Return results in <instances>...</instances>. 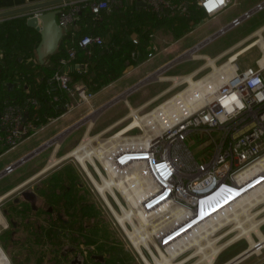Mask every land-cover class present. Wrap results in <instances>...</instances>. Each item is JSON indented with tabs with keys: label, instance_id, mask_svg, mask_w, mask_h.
Segmentation results:
<instances>
[{
	"label": "built area",
	"instance_id": "1",
	"mask_svg": "<svg viewBox=\"0 0 264 264\" xmlns=\"http://www.w3.org/2000/svg\"><path fill=\"white\" fill-rule=\"evenodd\" d=\"M137 1L161 18L185 14L187 10L185 5L171 0ZM115 2H64L56 8L59 25L65 31L82 10L88 8L98 17ZM234 3L235 0H199L198 6L206 18L215 19ZM263 9L264 1L233 20L227 29L240 26ZM94 45L102 46L103 39L85 35L60 59V68L51 81L61 94L53 102L65 111L62 116L90 105L93 94L82 83L72 82L68 68L78 50ZM261 60L256 62L255 68L239 70L236 67L224 83L204 93L200 106L184 108L175 114L167 100L137 120L130 116L131 129L125 135L113 139L116 132L108 139L82 145L78 153H89L90 158L85 160L88 172L78 165L92 194L111 218L112 226L123 233L126 244L143 263L131 235L138 242L141 240L139 248L144 256L151 257L150 250L158 253L157 249L167 255L168 250L175 251L181 241L186 242L187 238L176 239L182 233L239 212L242 205H247L245 202L250 195L264 192V65ZM31 108L38 112L41 103L35 98H28L24 104L7 100L2 103L0 143L8 152L19 147L24 137L45 129L28 121ZM55 121L50 119V123ZM196 134L201 138L205 136L207 145L213 148L205 162L197 161L186 146V140ZM84 136L77 146L83 143ZM15 165L0 173V181L15 172L18 168ZM97 186L103 188L102 193ZM135 188L137 193L133 191ZM257 208L251 207L248 214L256 212ZM173 211H180L182 215L176 218ZM115 215L121 218V223ZM142 215L148 223L142 221ZM255 218L256 215L251 220ZM251 220L242 221L245 224ZM228 224L231 227L235 222Z\"/></svg>",
	"mask_w": 264,
	"mask_h": 264
},
{
	"label": "rangeland",
	"instance_id": "2",
	"mask_svg": "<svg viewBox=\"0 0 264 264\" xmlns=\"http://www.w3.org/2000/svg\"><path fill=\"white\" fill-rule=\"evenodd\" d=\"M263 22H264V12H261L259 15L255 14V16L244 20L240 26L236 28L228 29L225 33L218 36L213 42L203 47L202 51L199 50L185 59L182 57L184 56V53L187 52L188 50L183 52L184 48L179 47L178 43H175L172 39H170L167 35V31L163 30V31H158L154 33L152 40L154 41L155 48L152 47L151 54L146 56L145 58L146 60L141 59V56L139 55L135 56V59H138L137 62H139V64L143 61L139 69H134L135 72H133L129 76L125 75L122 79L119 80L116 86L110 88L109 90L99 93V95L97 96L93 95L90 105H84L83 107L77 109L76 111H72L70 114L67 115V117L61 118L57 122L56 121L53 122L51 125L47 127L48 130L45 127V129L43 130H47V131H44L41 134H44L47 132L46 135L48 137V140L50 139L49 141H51L57 136H59L60 134L64 133L66 131L65 128L68 125L74 123L76 120L80 119L79 121H76V123H78L81 120L86 119V121L79 128H77L75 131L70 133V135H68L67 137H63L62 141L56 142V144L52 145L50 148L45 150V152L41 154L42 156L32 160L29 163L27 162L21 165L15 170L14 174L5 176L4 180L1 183H5L7 181H14L16 179L22 180V179H25L30 174H35L40 168H42L44 163L47 162V167H48V164L52 162L53 156H55L58 159H62L68 152L78 147L77 145L79 141L81 140L82 136L86 133L87 129L90 127H91V130H90L89 135L91 137L96 136L100 134L102 131H104L107 127H109L110 124H112L119 118L125 116L126 114L131 115V108L133 110L140 109V107H142L144 104H146L147 102L157 97L155 101H153L151 104L142 108V110L136 113L137 117H142L143 115L149 113L150 111H152L154 108L161 105L165 101L171 100L173 96L175 95L177 96V94L179 95V93L181 92L188 91L190 86L188 83H185V78H188L189 77L188 75H192L197 70L201 69L199 72L191 76L193 78L192 82H194L195 84H197L198 82H201L203 79L206 78V76H210L212 74L211 73L212 68L207 66V64L215 66L214 75H216L217 70H219L221 66H225V65L227 66L226 63L229 61L231 56H236V54L240 51V49L234 50L230 53L223 55L216 64L214 61H213L214 64H212L211 63L212 60L209 61V59H213V56L216 54V52L229 46L230 44L235 42L237 39L242 38L244 35L254 30L257 26H259ZM158 25L159 24L157 23V26ZM204 29H206V27H204L202 30ZM200 33H201V29L195 32L194 35H198ZM192 37H195V36H192ZM133 42L135 43V41ZM263 44H264V41L262 40L258 44V46H256L251 51L242 55L239 58L238 62L235 63L236 67H238L240 70L246 69L247 67L255 68L256 62L261 60L264 56V49L262 48ZM242 49L244 53L248 49H250V47L248 48V46H246L244 48H241V50ZM204 53L208 54L210 57L208 58L207 56H204L203 55ZM179 58H182V59L179 60L175 66L170 68L168 71L158 75L155 80L148 83L144 87L131 93L125 100H122L112 105L111 107H109L102 113L97 112L104 105V104L100 105L99 107V104H101L103 101L102 99L104 98V100L106 99L108 100V94L114 91L116 87H118L117 89L119 90L115 94H112V96L117 95L118 97L121 94H123L121 93L122 91L120 90H123V89L125 90V88L129 87L133 83L132 80L134 81L136 77L147 78L151 76L152 74H154L155 72H157L158 70H160L162 67H164L168 63H171L174 60H178ZM196 89L198 90V88ZM193 93L195 92L192 91V94ZM109 96L111 97V95ZM193 96L194 95H192V97ZM189 97L191 98V96ZM130 121H131V118L128 117L124 122L117 125L112 131L102 135L101 138H99V140L108 139L110 136L114 135L120 129L126 127L130 123ZM38 140H39V137L37 136V138H33L30 141H24L16 149L10 152H7V155L2 160H0V166L3 161L17 159L18 156L22 152H25L29 148V146H31L32 144H35ZM60 142L61 144H59ZM207 142H208V139L205 136L201 138L199 134L192 135L186 140L187 148H189V151L193 154L194 158L199 162H205L211 156L213 148L211 146L209 147L207 145ZM60 145L62 146L60 147ZM73 158L66 159L64 162L61 161L59 164L50 168V171L46 172L45 174L54 175V176L62 175L64 173L72 174V175H75L76 178H78L81 183L85 184V181L83 178L84 176H81L83 174H81V170L78 165L79 163L74 160L75 158L74 159ZM91 200H92V203L96 205L95 225H97V228H98L96 233H94L95 234L94 240L96 239V241H102L105 238L115 239L118 237L119 239H121L122 241L121 243L123 244L125 236L123 235V233H120L116 228L112 226L111 218L106 213L105 209L102 207L97 197H94L93 195H91ZM263 201H264V193L258 194L257 196L250 199V203L247 202L248 204L247 206L243 207L242 205L241 210L239 212H234L232 214V217L231 215L230 216L227 215V217L231 219L234 217L235 214L241 213L242 216L240 214L239 219L242 221L245 218V221H249L251 220V217L255 216V214L260 213L256 215L257 218L244 224L245 228H248L253 223L255 224L264 218V212H262L264 211ZM254 204L255 205L258 204V208L256 212L248 214L247 212L248 209H250L251 206L254 207L255 206ZM243 210L246 211V213L244 212L245 214H243L242 212ZM1 217L2 216L0 214V218ZM226 220L227 219L224 218L222 219V222L223 221L226 222ZM237 225H238L237 222H235V226L233 225L231 227H228L229 226L228 224L227 226H224L222 231L218 232L215 235L213 234L210 235L209 238L210 240H212L211 241L212 245H210V248L209 247L206 248L204 250V253H200L197 247H192V248L190 247L189 250L183 252L178 257L171 259V256H168L169 254L161 258L160 256L161 254L159 250H158V253L155 250H152L153 251V253L151 254L152 256L150 257L149 255L145 254V258L150 264H165V263L166 264L168 263L169 264H207V260L204 258L205 254H209L212 251V249L217 246L219 247V246H223L229 243V245H227L218 254V256L213 262V264H227L231 260L239 256L240 254L245 252L247 249L250 250L251 248V243L247 240V236L245 235V236L239 237V235L242 234V232H240V229H236V230L234 229ZM214 228H215L214 230H217L218 225H216ZM259 230L261 232V235L264 236V224H262L259 227ZM1 231H3L2 228H0V232ZM250 236H251L252 242L254 243H258L259 241H261V236L256 235L253 231L250 232ZM203 243H206V244H203L205 246L208 245V241L206 240ZM0 253H1L0 264H2L1 258H4V261L6 262V264H14V262L12 261L10 257L9 251H7V249L1 243H0ZM153 254L156 258H158L156 263H155V257L153 256ZM257 254H259V251L256 253V255ZM122 260H123L122 261L123 264H146L145 262L143 263L140 260V258L137 256L136 252L132 249L131 246H129L128 253H124ZM136 260H138V262Z\"/></svg>",
	"mask_w": 264,
	"mask_h": 264
},
{
	"label": "crops",
	"instance_id": "3",
	"mask_svg": "<svg viewBox=\"0 0 264 264\" xmlns=\"http://www.w3.org/2000/svg\"><path fill=\"white\" fill-rule=\"evenodd\" d=\"M47 1H51V0H0V13H5L8 11L22 9V8H25V7H28L31 5H35V4H39V3H43V2H47ZM171 1L174 4L185 5L186 9H188V5H190V3H191V2L184 1V0H171ZM263 1L264 0H235V3L233 5L228 7L224 12L217 15L215 19H206L205 18L204 20L201 21V23L198 26H196L195 28L190 30L188 33L184 34L183 36H181L179 38H176V33H174V31H176L177 24H173V28H172V26H170L169 23L166 21L165 23H162L164 25L159 24L157 26L158 22L150 21L146 18L147 17L146 14H151V12L147 9V7L141 6V4H142L141 2H138L137 0H116V2L114 4H112L109 9L103 11L102 15H100L99 18L97 19L98 20L97 22H90V21H86L84 18H81V19L79 18L75 22H73L67 30L64 31V34L65 33L68 35L70 34V45H72L75 41H78L77 32L79 31V29L81 27L83 29L90 31V32H92V30H95L98 33V35L103 39L105 44H108V42L110 41V38L111 37L114 38L113 36L116 35V36H118V38L121 41H125V40L131 41L137 47L136 52H137V55H139V50H138L137 45L139 44V37H141L140 35H143L147 31L150 33L149 34L150 40L148 41L149 45L146 48V51L149 53V52H152L151 49H152V47H154V41L152 40L154 33L158 32V31L165 30V31H167L168 37L170 39H172L175 43H178L179 47H183L184 48L183 52H185L187 50L189 51L190 49H192L194 46L198 45L199 43L206 41L210 37L214 36L221 29L227 28L228 26H230V24L233 20L242 17L247 12L252 11L258 4H261ZM198 2H199V0L196 3L197 7H199ZM261 12H264V9L262 11H260L259 13H255V14L259 15ZM255 14H253L251 17L255 16ZM176 16L177 17H187V10H186L185 14L182 13V14H180V15L178 14ZM133 23H135V24L132 27L128 26V25H131ZM204 27H206V29L202 30ZM134 28H136V30L139 33L134 32ZM200 29H201V33L198 35H194L195 32H197ZM128 32H131V35L129 37L126 36V33H128ZM192 36H195V37H192ZM215 39L211 40L207 44H210ZM257 40H263L264 41V22L261 23L259 26H257L254 30L248 32L242 38L237 39L235 42H233L229 46H227L224 49L216 52V54L213 56L212 60H215V64H216L223 55L230 53L234 50L240 49V51H239L240 53L238 52L236 55V56H239L238 59L235 61V63H236V62H238L239 58L242 55H244L245 53L251 51L253 48L258 46ZM133 41H135V43ZM205 46H203V47H205ZM246 46H248V48L250 47V49H248L246 52L243 53V49L241 50V48H244ZM202 48L200 49L201 51H202ZM203 55L207 56L208 58L210 57L206 53H204ZM48 58L45 60L46 61L45 63L48 62ZM73 61H71L70 66L68 68V71L70 73V77L75 73L79 74V73L86 72V70H87L86 64H84V63L75 64ZM141 63L138 64L137 66L126 67V69L124 70V72L120 78H118L116 81L110 83L106 87L102 88L99 92H97L93 95L97 96V95H99V93L105 92L106 90H109L110 88L116 86V84L119 82V80L122 79L125 75L129 76L133 72H135L134 69H139L141 67ZM211 63L214 64L213 61ZM207 66L212 68L211 73H213L215 70L214 67L210 64H207ZM200 70H197L194 74H196ZM194 74L188 75V76H193ZM185 77H187V76H185ZM144 79H145V77L144 78L143 77L142 78L136 77V79H134V81L132 80L133 83L129 87L125 88V90L124 89L120 90V91H122L121 93L126 92L131 87H133L134 85H136L137 83H139L140 81H142ZM191 79H193V78H191ZM185 83H188V82L185 81ZM117 88L118 87H116V89L114 91H112L111 93L108 94V100L107 99L104 100V98L102 99L103 101L101 104H99V107H100V105H103V104L106 105L107 103H109L110 101H112L113 99H115L117 97V95L112 96V94H115L119 90ZM170 90H171V88H170ZM109 95H111V97ZM156 99H157V97L154 98L153 100L147 102L142 107H140V109H137V111L142 110V108L148 106L149 104H151ZM29 113H32V111L30 110ZM35 113H36V111H34L32 114H35ZM131 113H132V111H131ZM32 114H31V117H28V121L32 122V124H34V125H37L38 123H40V119L32 116ZM67 115L68 114H66L65 116H61L60 118H57L56 122L61 118L67 117ZM128 117H130V115L126 114L125 116L119 118L118 120H116L115 122L110 124L109 127H107L106 129H110L118 123L121 124ZM45 119H47V117ZM79 120H76V121H79ZM76 121L74 123L68 125L65 128V130L70 129V127L75 125ZM51 124L52 123H50V118H48V123L46 125H41V126H44L47 129V127ZM41 126H39V127H41ZM47 130L34 132V133H31L28 137H26V139L23 140V142L24 141H30L33 138H37V136L39 137V140L35 144H32L31 146H29V148L25 152H22L18 156L17 159L3 161L1 166H0V173H3L7 167L15 165L21 159L25 158L29 154L33 153L34 151H36L37 149H39L40 147L45 145L50 139L48 140V137L46 135L47 132L44 134H41V133L44 131H47ZM65 130H63V131H65ZM39 134H41V135H39ZM61 146L62 145H60V147ZM76 148H74L73 150H75ZM2 150H3V146L0 143V151H2ZM73 150L68 152L66 155L71 153ZM7 152H4L3 154L0 155V160H2L7 155ZM43 152H45V151H43ZM42 153H40L39 155H37L36 157H34L30 161H28V163L31 162L32 160L42 156L41 155ZM64 161H62V162H64ZM44 167L47 168V162L44 163L42 168H40L35 174H30L25 179H22V180L16 179L14 181H7L5 183H1L4 180V178H3L0 181V207L4 203L2 201V199L5 196L10 195L12 193V191H15L22 184H24L27 179H29L32 176H38V178L32 184L43 183L44 184L43 189L50 190V191H52L54 189L51 186L52 182L53 183L64 182V180L67 181L69 179H75V180L79 181V179L76 178V176L72 175V174H65L64 173V174L58 175V176L46 175L45 173L50 171V169H48L46 171V168H44ZM81 174H82V172H81ZM81 176H83V175H81ZM83 178H84L85 184L81 183L80 181L79 182L84 186V189L86 190L88 197L90 199H91V195L96 197L94 194H92L86 178L85 177H83ZM32 184H28L24 188H26L27 186L28 187L32 186ZM48 185H50V186H48ZM58 200H59V197L55 196L54 200L52 202V203H55V205L57 207H59V205H60ZM92 205L94 206V208H92L91 212L86 211L87 209H83V211L81 213V217H82L81 221L82 222L91 223L92 226L94 225L93 228H94L95 232L92 231V235L90 236V239H91L90 245L94 248L93 254H96L97 260L92 261L90 264H123L122 263L123 255H124V253H128V250H129V247L126 244L125 240H124L123 244L121 243L122 242L121 239H119L118 237L115 239L105 238L102 241H96V239L94 240V238H95L94 233H96L98 228H97V225H95V223H96V205L93 203H92ZM135 259H136V257H135ZM136 261L138 262V260H136ZM88 262H89V260L85 261V264H88ZM236 264H264V249H262L259 252V254H257V255H256V253L251 254Z\"/></svg>",
	"mask_w": 264,
	"mask_h": 264
},
{
	"label": "trees",
	"instance_id": "4",
	"mask_svg": "<svg viewBox=\"0 0 264 264\" xmlns=\"http://www.w3.org/2000/svg\"><path fill=\"white\" fill-rule=\"evenodd\" d=\"M184 1L191 2L188 5L187 17L161 18L151 13L146 14V18L156 21L158 24L167 21L172 28L173 24H177L174 33H176V38H179L205 19L203 11L196 5L198 0ZM102 13L103 11L100 15ZM99 16L94 17L86 8L81 11L78 19L84 18L86 21L97 22ZM28 19V16H19L0 21V108L6 100L24 104L28 98H35L41 103V108L35 114H32L35 110L31 108V114L34 117H39L40 123L37 126H41L48 123V118L57 119L65 113L61 106L58 107L57 103L52 101L61 94L55 89L51 80L60 68V59L66 57L69 48L76 46L78 41L70 45V34L65 33L57 53L50 56L47 63L41 64L37 55L41 34L28 26ZM134 24L128 26L132 27ZM134 32H138L136 28H134ZM149 34L147 31L139 37L137 46L141 59H145L151 54L146 51L150 40ZM77 35L78 40L85 35L99 36L95 30L90 32L82 27ZM130 35L131 32L126 33V36ZM113 37L110 38L108 44L103 41L102 46L94 45L87 50H78L73 61L75 64H86L87 70L83 73L73 74L72 82L82 83L91 94L99 92L120 78L126 67L139 64L138 59H135L137 47L131 41H121L116 35ZM9 84L14 85L12 91H9ZM46 117L47 119H45ZM4 152L7 150L3 148L0 155Z\"/></svg>",
	"mask_w": 264,
	"mask_h": 264
},
{
	"label": "flooded vegetation",
	"instance_id": "5",
	"mask_svg": "<svg viewBox=\"0 0 264 264\" xmlns=\"http://www.w3.org/2000/svg\"><path fill=\"white\" fill-rule=\"evenodd\" d=\"M32 176L5 196L0 207V243L14 264H88L97 260L90 245L94 228L81 221L83 209L94 206L84 186L75 179L32 184ZM32 184L28 188L26 185ZM50 186V185H48ZM24 188V189H23ZM59 197V207L52 203Z\"/></svg>",
	"mask_w": 264,
	"mask_h": 264
},
{
	"label": "bare ground",
	"instance_id": "6",
	"mask_svg": "<svg viewBox=\"0 0 264 264\" xmlns=\"http://www.w3.org/2000/svg\"><path fill=\"white\" fill-rule=\"evenodd\" d=\"M262 40H257V42H258V44L261 42ZM255 42V41H254ZM263 49H264V44H263V47H262ZM240 53V52H239ZM237 55V54H236ZM238 57L239 56H232L231 58H230V60L228 61V63H227V66L225 65V66H222V67H220L219 68V70H217V72H216V75H214V72L210 75V76H207L205 79H203L201 82H202V84H201V82H198L197 84H195L194 82H192V77L191 76H189L188 78H185V81H187L188 83H189V86H190V88L188 89V91H184V92H181V93H179V95L177 94V96H174L173 98H171V100H168L169 101V103H170V110H172L175 114H178V113H180L181 112V110H183L184 108L187 110V109H191L192 107H194V106H200V105H202L203 104V102H204V93H207V92H211L212 90H214L217 86H219L221 83H224L225 82V80L226 79H228L229 77H231L232 76V74H233V71L235 70V68H236V66H235V61L238 59ZM212 59H210L209 61H211ZM212 61H214L215 62V60H212ZM260 63L262 64V65H264V56H263V58H262V60L260 61ZM230 65V66H229ZM214 68H215V66H213ZM219 80V81H218ZM191 85H192V87H191ZM202 86V87H201ZM196 88H198V90L196 89ZM192 91H194L195 93H193L192 94ZM194 95L193 97H192V95ZM189 96H191V98L189 97ZM131 111H132V113H131V115L130 116H134V118L137 120L138 119V117L136 116V113L138 112L137 110H133V109H131ZM117 125H119V123L118 124H116L115 126H113L112 128H110V129H106V130H104V131H102L100 134H98V135H96V136H93V137H91L90 135H89V133H90V130H91V127L90 128H88L87 129V131H86V133H85V136H84V141H83V143L81 144V145H79L75 150H73L71 153H69L68 155H65L64 157V159H58V158H56L55 156H53L52 157V162L48 165V167L46 168V171L48 170V169H50V168H52V167H54L55 165H57V164H59L61 161H63V160H65V159H67V158H70V157H74L75 158V160L79 163V165L86 171V172H88V169H87V167H86V165H85V160L86 159H89L90 157H89V153L88 152H86V154H83V153H81V154H79L78 152L81 150V147H82V145L83 144H91V142L92 141H94V140H96V141H99V138H101V136L102 135H104V134H106V133H108V132H110V131H112ZM131 129V127H130V125H128V126H126V127H124V128H122V129H120L117 133V135L116 136H114L113 137V139H116L117 137H121V136H123V135H125L129 130ZM110 140H112V138L110 139ZM100 142V141H99ZM97 188H98V190H99V192H101L102 193V190H103V188L102 187H100V186H97ZM133 191H134V193H137L138 192V189H133ZM261 193H264V192H260V193H258V192H256V193H254L253 195H250L249 197H248V199H247V201L245 202V203H247V202H249L250 203V199L251 198H253V197H255V196H257L258 194H261ZM260 201V200H259ZM262 201V200H261ZM254 202V201H253ZM264 202V201H263ZM259 204V203H258ZM258 204L257 205H255L256 207L258 206ZM248 205V204H247ZM247 205H245V206H247ZM252 205V204H251ZM253 205V206H254ZM260 205H261V203H260ZM254 206V207H255ZM242 207V206H241ZM244 207V206H243ZM252 207V206H251ZM250 207V208H251ZM263 209H264V207H263ZM262 209V210H263ZM249 210V209H248ZM243 212V214H245L246 213V211L245 210H243L242 211ZM245 212V213H244ZM248 212V211H247ZM262 212H264V211H262ZM133 214L134 215H136L134 212H133ZM172 214H173V216L174 217H176V218H178V217H180L181 215H182V212H180V211H173L172 212ZM241 214V213H240ZM240 214H235L234 215V217L233 218H228L227 217V215H224L223 216V219L225 218V219H227L226 220V222L225 221H223V222H225V223H223L222 222V219H220V218H218V219H213L212 220V222H209V223H207L205 226H203V227H198L197 229H193V231H191L190 232V230L191 229H189L188 231H186V232H184V233H182L181 235H179L176 239L177 240H183V239H185V238H187L186 239V242H182L181 241V244H179V245H177V248L175 249V251H170V250H168V253L167 254H169L168 256H171V259L172 258H175V257H177V256H179L180 254H182L183 252H185V251H187V250H189V248L191 247H197L198 249H199V252L200 253H204V250L206 249V248H210V245H212V243H211V241L212 240H210V235H214V233L215 232H218V231H220V230H222L223 228H224V226H227L228 225V223H231V222H237L238 223V225L234 228L235 230L236 229H240V232H242V234H240L239 235V237H241V236H247V240L251 243V248H250V252H252V254H255V253H257L258 251H259V249H264V236H262L261 235V232H260V230H259V227L262 225V224H264V218L262 219V220H260L259 222H257V223H253L250 227H248V228H245V226H244V224H243V222L239 219V217H240ZM257 214H260V213H257ZM257 214H255V215H257ZM129 215L130 214H127V216L129 217ZM116 216V215H115ZM241 216H242V214H241ZM247 216V215H246ZM231 217H232V215H231ZM116 218L118 219V221L121 223V218L120 217H118V216H116ZM141 219H142V221L143 222H149V221H147V219H146V216H141ZM216 225H218V228H217V230H214L215 228V226ZM235 226V225H234ZM233 229V230H234ZM212 232H214V233H212ZM254 232L256 235H258V236H261V241H259L258 243H254V242H252V240H251V236H250V232ZM187 233V234H186ZM129 235H131V234H129ZM131 237V241H132V243H133V245H134V247H135V249L137 250V252H139L140 254H141V256H142V259L144 260V262L146 263V264H150L147 260H146V258H145V256L141 253V251H140V248H139V245H140V242H141V240L138 242V239H133V237H132V235L130 236ZM237 238V237H236ZM208 241V245L207 246H205V245H203V244H206V243H203L204 241ZM239 240V239H238ZM229 242H231V241H229ZM214 243V242H213ZM257 244H260V246L259 247H257L256 248V245ZM227 245H229V243L228 244H225V245H223V246H217V247H215V248H213L212 249V251L209 253V254H203L204 255V258L207 260V264H213V262H214V260L216 259V257L218 256V254L227 246ZM186 246V247H185ZM147 247V246H146ZM148 248V247H147ZM197 248H196V250H197ZM160 251V256H161V258L162 257H164V256H167V255H165V254H163L162 252H161V250L160 249H157V251ZM198 252V251H197ZM196 252V253H197ZM151 254H152V251H151ZM0 255H1V253H0ZM153 256H154V254H153ZM155 257V256H154ZM3 259V260H2ZM169 259V258H168ZM158 260V258H156L155 257V263H156V261ZM1 261H2V264L4 263V264H6V262L4 261V258H1ZM4 261V262H3ZM168 261H170V260H168ZM204 262H206V261H204ZM161 263V262H160ZM166 264V263H165ZM169 264V263H168Z\"/></svg>",
	"mask_w": 264,
	"mask_h": 264
},
{
	"label": "water",
	"instance_id": "7",
	"mask_svg": "<svg viewBox=\"0 0 264 264\" xmlns=\"http://www.w3.org/2000/svg\"><path fill=\"white\" fill-rule=\"evenodd\" d=\"M69 1H71V0H51V1L43 2V3L31 5V6L22 8V9L8 11L5 13H0V21H4L6 19L24 16V15H32L28 19L27 24L29 27L35 29L37 32H39L41 34V43L37 48V55H38V59H39L40 63L44 64L45 60L48 57L57 53V51L60 47L61 41L63 39V36H64V30H63V28L60 27L59 21H58L59 10L56 8L59 5L63 4L64 2H69ZM141 6H145V4L142 3ZM35 14H39V15L36 16ZM227 30H228L227 28L221 29L214 36L210 37L206 41L199 43L198 45L194 46L189 51L185 52L184 56L182 58L185 59L188 56L199 51L203 46H205L207 43H209L211 40L215 39L216 37H218L222 33L226 32ZM182 58H179L178 60H174L171 63H168L167 65L162 67L160 70H158L157 72H155L151 76L140 81L139 83H137L136 85L131 87L129 90H127L126 92H124L123 94L118 96L117 98L113 99L112 101H110L109 103H107L106 105L101 107L100 110H98L97 112L102 113L106 109L111 107L112 105H114V104H116L122 100H125L131 93H133V92L137 91L138 89L144 87L148 83L155 80L158 75L168 71L170 68L175 66L178 63V61L181 60ZM13 88H14V85L9 84V91H12ZM85 121H86V119L81 120L80 122H78L75 125H73L72 127H70V129L66 130L64 133L60 134L59 136H57L53 140L49 141L48 143H46L45 145H43L42 147H40L39 149L34 151L33 153H31L28 156H26L25 158L21 159L15 165V167H20L21 165L27 163L28 161H30L31 159H33L34 157H36L37 155H39L40 153H42L43 151H45L46 149L51 147L52 145L56 144V142L62 141L63 137H67L68 135H70V133H72L77 128H79ZM25 139H26V137L23 138V140H25ZM59 144H61V142ZM259 246H260V244H257L256 248ZM251 254H252V252H250L247 249L245 252H243L242 254H240L239 256H237L236 258H234L233 260H231L227 264H236Z\"/></svg>",
	"mask_w": 264,
	"mask_h": 264
},
{
	"label": "clouds",
	"instance_id": "8",
	"mask_svg": "<svg viewBox=\"0 0 264 264\" xmlns=\"http://www.w3.org/2000/svg\"><path fill=\"white\" fill-rule=\"evenodd\" d=\"M87 41H85V43H86Z\"/></svg>",
	"mask_w": 264,
	"mask_h": 264
}]
</instances>
